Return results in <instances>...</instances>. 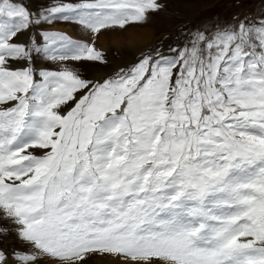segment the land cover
I'll use <instances>...</instances> for the list:
<instances>
[{
	"label": "snow or ice",
	"instance_id": "6c2138e0",
	"mask_svg": "<svg viewBox=\"0 0 264 264\" xmlns=\"http://www.w3.org/2000/svg\"><path fill=\"white\" fill-rule=\"evenodd\" d=\"M165 7L0 0V264H264V7L78 67Z\"/></svg>",
	"mask_w": 264,
	"mask_h": 264
},
{
	"label": "rangeland",
	"instance_id": "374dc122",
	"mask_svg": "<svg viewBox=\"0 0 264 264\" xmlns=\"http://www.w3.org/2000/svg\"><path fill=\"white\" fill-rule=\"evenodd\" d=\"M47 2L48 0H25L33 11ZM161 2L166 7L159 12L151 13L148 22L143 26L130 27L124 33H101L96 40V47L105 52L109 66L101 67L88 63L78 65L84 75L87 78L100 77L117 66H124L133 58V51L129 49H147L159 41H163L165 45L182 43L188 32L196 31L201 25L207 26L210 22L231 20L232 16L240 11L251 14L258 8L264 7L262 0H243V2L240 0H161ZM55 26L66 30L74 38H81L79 29L73 25L57 24ZM18 245L19 241L12 234L0 237V248L6 251L10 252ZM87 264H116V261L112 257L102 259L97 256L89 259Z\"/></svg>",
	"mask_w": 264,
	"mask_h": 264
},
{
	"label": "bare ground",
	"instance_id": "6f19581e",
	"mask_svg": "<svg viewBox=\"0 0 264 264\" xmlns=\"http://www.w3.org/2000/svg\"><path fill=\"white\" fill-rule=\"evenodd\" d=\"M104 36V35H103ZM100 37V36H99ZM105 41V40H104ZM113 43H114V41H113ZM123 43V42H122Z\"/></svg>",
	"mask_w": 264,
	"mask_h": 264
}]
</instances>
